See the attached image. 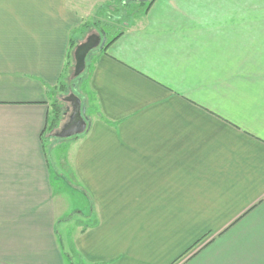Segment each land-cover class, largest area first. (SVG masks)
Listing matches in <instances>:
<instances>
[{
	"label": "crops",
	"instance_id": "1",
	"mask_svg": "<svg viewBox=\"0 0 264 264\" xmlns=\"http://www.w3.org/2000/svg\"><path fill=\"white\" fill-rule=\"evenodd\" d=\"M108 1L0 0V264H264V0H153L95 53L73 192L51 99Z\"/></svg>",
	"mask_w": 264,
	"mask_h": 264
},
{
	"label": "rangeland",
	"instance_id": "2",
	"mask_svg": "<svg viewBox=\"0 0 264 264\" xmlns=\"http://www.w3.org/2000/svg\"><path fill=\"white\" fill-rule=\"evenodd\" d=\"M144 4L145 3H142L141 0H111V2L107 3L106 5L108 7L97 9L95 16L87 19V23L84 26H82L81 33H75L72 36L74 48L72 50L71 58H68L69 59L68 60L69 63L67 67L68 71L64 73L62 80L54 88L53 97L51 99V106L53 104L54 105L56 104L59 108L58 111L59 120L57 123V127L50 129V131L47 132V135H49V140H53L52 142H54L53 147L56 156L55 164H57V168L54 169L56 170V174L62 176V179L63 177L64 180L66 179V181L69 183L70 189L73 190V192L79 190L80 187L77 185L75 181L72 180L74 179V177L72 178V176L69 175V173L67 174L66 172L67 170H65V167L61 166L63 159L61 157L63 156L65 145L68 143L69 139H58L55 138L53 135L67 121L68 116L70 115L71 112L70 104L64 101V99L68 97L70 94H74L82 102L84 101V106H85L84 117L88 120V122L90 121V116L95 111V107H94V101H92V95L89 93L88 76H87L88 70H86V68L90 66L91 60L93 59L92 57L97 52V49H94L87 54L85 58L84 71L80 75L75 77L74 76L75 63L73 60L74 49L79 44L85 42L87 38L91 35H96L101 37V34L104 33L106 41L111 40L122 30V28H124L128 24L135 22L134 18H136L141 13L142 6H144ZM79 77L81 78V81L75 87L74 83H76ZM79 204H81L80 207L83 206L82 201ZM85 208L87 214L86 205ZM80 213L82 214V216L85 215L82 212H79V214ZM72 217H71L72 220H69L66 224L64 223V226H62L63 223L60 226L61 243L66 248V250L69 244L67 243L68 242L67 240L69 235L72 233L71 231H76L77 230L76 223L83 220L82 217H80L76 213H74ZM70 254L72 255V259H71L72 263L74 262V264L75 263L78 264V260L74 256V254L71 252Z\"/></svg>",
	"mask_w": 264,
	"mask_h": 264
},
{
	"label": "water",
	"instance_id": "3",
	"mask_svg": "<svg viewBox=\"0 0 264 264\" xmlns=\"http://www.w3.org/2000/svg\"><path fill=\"white\" fill-rule=\"evenodd\" d=\"M150 0H141L142 3H148ZM105 45V34L102 33L101 37L91 35L87 40L77 47L73 52L74 60V76L80 75L85 69V58L89 52L94 49L101 50ZM65 102L70 104L71 112L67 121L60 127V129L54 133V137L58 139H76L79 135L85 133L90 123L84 117L85 106L76 95L70 94L64 99Z\"/></svg>",
	"mask_w": 264,
	"mask_h": 264
},
{
	"label": "trees",
	"instance_id": "4",
	"mask_svg": "<svg viewBox=\"0 0 264 264\" xmlns=\"http://www.w3.org/2000/svg\"><path fill=\"white\" fill-rule=\"evenodd\" d=\"M153 0H150L148 3H146L147 4V8H148V6L150 5V3L152 2ZM117 38V36H115V37H113L111 40H109V41H105V45H104V47L101 49V50H98L97 49V51H103V50H105L111 43H113L114 41H115V39ZM73 48H74V43H73V41H72V39H71V43H70V46H69V53H68V57L69 58H71V54H72V50H73ZM89 69V67H87L86 68V70H88ZM80 81H81V78L79 77L78 79H77V81H76V83H74V85H75V87L77 86V84L78 83H80ZM58 111H59V108H58V106L55 104H53L52 106H51V111H50V114H49V116H48V127H47V132L48 131H50V129H52V128H54V127H57V123H58ZM74 213H76L77 215H79L80 217H82V222H84L85 221V215H83L82 216V214L80 213L79 214V212H74ZM73 213V214H74ZM73 214H71L72 216H73ZM89 214H90V212H89ZM89 214H88V217L86 218L87 220H89L88 221V223L86 222V224H83L84 225V228H86V227H89L90 225H91V223H92V219H90V217H89ZM72 216H68V219L69 218H71ZM73 218V217H72ZM71 218V219H72ZM79 223V222H78ZM68 237V236H67ZM68 239L69 240H71V234L69 235V237H68ZM74 256L77 258V260H78V264H81V262H80V260H79V258L76 256V254H74ZM76 264V263H75Z\"/></svg>",
	"mask_w": 264,
	"mask_h": 264
},
{
	"label": "flooded vegetation",
	"instance_id": "5",
	"mask_svg": "<svg viewBox=\"0 0 264 264\" xmlns=\"http://www.w3.org/2000/svg\"><path fill=\"white\" fill-rule=\"evenodd\" d=\"M105 41H106V39H105Z\"/></svg>",
	"mask_w": 264,
	"mask_h": 264
}]
</instances>
